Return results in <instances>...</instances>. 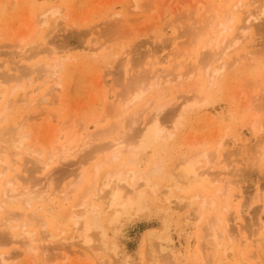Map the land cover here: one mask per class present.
Instances as JSON below:
<instances>
[{
	"label": "rangeland",
	"instance_id": "obj_1",
	"mask_svg": "<svg viewBox=\"0 0 264 264\" xmlns=\"http://www.w3.org/2000/svg\"><path fill=\"white\" fill-rule=\"evenodd\" d=\"M261 5L264 6V0H0V106L11 101L0 131L10 129L17 136L22 135L25 145L39 150L42 159L61 144L81 145L86 133L95 137V142L84 151L45 170L31 158L21 156L16 160L0 147V154L4 153L1 158L13 166L4 176L0 175V194L3 181L13 178L19 191L48 183L46 190L51 194L50 198L30 206L22 201L9 203L0 213V225L3 224L0 240H7L0 241V253L14 257L12 264H150L152 256L159 264H175L177 258L182 264H216L221 260L222 264H264L259 257L264 246L258 242L264 233V143L258 149L253 146L254 136L264 140V18L253 23L238 48L221 55L224 47L240 35L247 13H255ZM51 10L57 13L50 15ZM42 13L46 15L45 25L40 22ZM213 52L217 53L215 60L221 56L226 68L210 85L207 68L219 66V62L207 63ZM45 64L62 67L55 80L61 85L55 90L59 100L48 97L53 100L49 105L18 103L24 95L36 101L51 86L42 85L44 80L36 73L26 76L28 70ZM178 65L182 72L184 66L196 69L198 81L186 103L183 98L190 84L188 80L179 86L156 87L145 93L141 102L125 109V101L138 87H143L144 78L155 70ZM17 86L20 89L14 90L11 97ZM148 99L152 101L146 113L130 126L131 113ZM13 100L17 104L13 105ZM196 101L199 105L190 106ZM166 102L168 106L158 115L162 137L153 140L149 147L138 149L141 123L153 115L156 106ZM44 110L50 118L55 120L56 116V121L48 119ZM253 124L254 135L249 145L253 148L244 152L235 149L233 140L240 134L250 137L249 128ZM112 130L110 137L103 139L106 133L102 132ZM115 138L124 139L119 159L109 157L96 183L104 172L118 164L146 171L158 163L162 168L155 181L162 186L155 195L145 189L133 205L113 219H105L101 223L104 239L100 229L91 230L89 238L94 254L83 257L79 251L86 249L78 243L71 216L80 213L78 205L93 184L92 170L103 159L102 153L92 156L89 151ZM201 152L213 154L207 171L211 180L185 176L178 166L182 156L188 158ZM203 164L198 169L206 171ZM226 178L232 180L229 194L232 207L227 213L231 215L239 204V192L247 208L241 222H237L220 210L223 197H215L217 212L229 216L236 239L232 243L220 239L221 247L214 255L207 242L198 239L204 234L201 231L205 219L212 218L216 209L207 208L202 219L194 218L185 224L183 217L193 212L183 205L194 194L215 195L218 188H223L219 180ZM164 187L173 189L180 198L170 199L169 211L163 201L168 195ZM61 192L68 193L66 199ZM93 200L102 205L100 200ZM4 214L9 218L8 226L4 225ZM21 230L44 237L40 242L44 245L36 243V246L46 248L43 252L47 255L41 249L35 255L28 254L21 247L23 241L18 240L19 236L17 240L11 239L12 234ZM48 232L57 235L56 240L46 237ZM241 236L250 239L248 245L239 243ZM169 241L173 252H160V245ZM240 252H244V262L240 261ZM95 253L97 256L93 257ZM191 254L196 260L191 259L194 258Z\"/></svg>",
	"mask_w": 264,
	"mask_h": 264
},
{
	"label": "bare ground",
	"instance_id": "obj_2",
	"mask_svg": "<svg viewBox=\"0 0 264 264\" xmlns=\"http://www.w3.org/2000/svg\"><path fill=\"white\" fill-rule=\"evenodd\" d=\"M262 6L263 5H261V8L259 7V9L257 11H255V13H253V14L247 13V16L244 20L245 25H242V28H243V26H244V28L243 29L240 28L242 30H240L241 31L240 35L237 36L236 39H233L232 42L229 45H227L226 47H224L222 44V46L224 47L223 51L221 52L222 56H226L227 54H229V51H231V49L233 50V49L238 48L239 44L241 42V38H243L245 33L252 27L253 23L256 24V22H258V20L260 18H264V6L263 7ZM240 7L242 8L243 6H240ZM54 13H57V11L51 10L49 12L50 15H53ZM40 17L43 19L41 21L40 20L39 21L43 25H45L47 23L45 13L40 14ZM226 29L227 28L225 27L223 31H226ZM209 45H210V42L207 45L208 49H209ZM204 47H206V46H204ZM216 55H217V53L213 52V54L211 56H209L210 60H208L209 58L207 59V61H208L207 63L219 62L218 63L219 66H217L218 68H212V69H210L211 67L207 68L206 76L208 77L210 85H213L214 79H217L218 77H220L224 73L225 68H226V64L224 63L222 58H220L221 56L219 58L217 57V60H215L214 57H216ZM38 67H39V69L36 67L37 70L35 69V67L33 69L31 68L32 69V70L30 69L31 71L28 70L26 76L36 73L38 76L40 75V77L44 80L42 85L43 84L47 85L49 83L51 86L42 95V97H40L36 101L30 100L27 95H24L22 97V99H20L18 102L24 106L29 104V103H31L32 105H36L38 102L43 103V104L45 103V104L49 105L50 102L53 100H49L48 97H51L52 99H56L55 97H57L59 100V96H56L58 93L55 90H56V88H58V89L61 88L60 87L61 85H60L59 80H57V81H55V80L57 79L58 72L61 70L62 67L58 66L56 64H45V65H40ZM179 67H180L179 65L175 66L176 69ZM186 67L187 66H184L185 71H183V72L181 70L177 69L179 71H177V73L175 75H174V72H176V70L174 67H173L174 71L172 68H165V69L155 70L154 72H152L149 77L144 78L145 80L143 79V81L145 82L143 84V87H138L137 92H135L131 98L127 99V101H125V106H124L125 109L127 110L129 106H132V105H135V104L141 102L145 93L151 91L152 89H154L156 87H159L162 85H171V84L179 86L181 84H184L188 80L190 82V84L186 87V90L184 93L186 96H184V98H183V102L186 103V101L188 99H190V97H188V96L192 93L193 87L198 81L197 77L195 76L196 69L194 67H191V66L188 69H186ZM16 89H20V87L17 86V87H15V89H12L13 92L11 91L12 92L10 94L11 97L14 93V90H16ZM55 93H57V94L55 95ZM58 100H55V101H58ZM13 101H12L13 105L17 104L16 101H14V102ZM151 101H152V99H148L138 110L133 111L131 113V117L129 118V122H128L130 126L136 124V122H137L136 120L142 115V113L145 110L147 111V109L149 107V103ZM10 102L11 101H8L4 105L0 106V123L3 122L5 119V113L10 108ZM171 103H173V102H171ZM174 103H175V101H174ZM123 105H124V103H123ZM170 105H172V104H169V106ZM195 105H199V103L196 101V102H193L192 104H190V106H195ZM167 106H168L167 102L156 106L154 108L153 115L147 119H144V121L141 123L142 128L138 132V140H137L138 141V149H145V148L150 146V144L152 143L153 140H158V139L160 140V138L162 137V134H161L160 128L158 127V115ZM146 111H145V113H146ZM44 112H45V110H44ZM45 113H46V116H49L48 119L51 120L52 118H54V117L50 118L49 113L48 114H47V112H45ZM40 118H41V116H40ZM56 118L57 117L55 116V120L54 119H52V120L56 121ZM58 122H59V120H58ZM48 123H50V122H48ZM19 125H20V123H19ZM21 125H23V124L21 123ZM118 128L119 127L115 128V129H117L116 131H118ZM87 129H85V130L87 131ZM249 129L251 130L249 133L250 137H246L245 135L240 134V136L237 139L233 140L234 143L233 142L232 143H233V145H235V149H236V147H238L239 151L241 149V151L244 152V151H249L251 148H253L252 146L249 147V145L252 143L251 137H253V135H254V132H253L254 131V124L251 125ZM109 130H111V129H109ZM114 130H112L111 132H102V133H106L105 135H103V139L109 138L110 135L114 132ZM84 137L85 138L82 140L83 142L81 145H75V146H71L69 144L59 145V147H57L55 149V152L53 154H51L46 159H42V156H41V153L39 152V150H33V149H31V147L25 145L24 137L22 135L17 136L10 129L0 131V147L1 148L4 147L3 148L4 151L10 152L11 156H13L16 160L18 158H20L21 156H23L24 159H26L27 157L31 158L32 160H34V162H35L34 164H36L38 167H40V164H41V167H40L41 170L42 169L45 170L50 165L61 164L63 162H67L70 158L79 154V152L84 151L86 148L90 147L93 142H95L94 141L95 137L93 136L92 133H90V134L86 133ZM103 139H101V140H103ZM253 139L255 140V142H254L255 145H253V146L257 149L259 148L260 144L264 143L263 142L264 140H262L261 138H256L254 136ZM70 141L71 140H69V142ZM123 141H124V139H122V138H115V139H112L110 143H108L106 145H102V146L99 145L98 147L95 146V148H93V150L89 151V153H91L92 156H93V154L96 155L98 153H102L103 159H101L94 166V168L92 170L93 184H92V187L86 191V195H84L83 201L78 205V207H81L80 213L74 214L71 216V219L73 221V225L76 228V231H74V232H77V234H78L77 235L78 239H79L78 243H81L83 245V247L86 249V251L79 249V250H82L83 252L77 250V251H79V253L84 255L83 257L87 256L88 253L94 254L93 253L94 250L92 249L93 247L90 246L91 245L90 244L91 234H89V232L91 230L96 231V229H100L101 230V239H104L106 234L104 232L105 230L104 231L102 230L103 228H102L101 223L105 219H107V220L113 219L114 217H116V215H118L123 210H125L126 207L133 205V203L135 201L134 199L135 198L137 200L140 199L145 189H147L148 192L155 195V194L159 193V191H160L159 188L162 186L159 182L155 181V178L161 173V168H162V167H160L161 164H158V163H156V164L154 163V165H152L146 171H141L136 167H134L132 169L131 168H124V167H121L120 164H118V165L114 166L113 169L104 172L101 175L98 182L96 183V179L101 172V168L109 162V157H111L112 160L118 161L120 151L124 147ZM1 154H4V153L2 152ZM1 154H0V166L3 169L1 168L0 175H3L6 171H9L10 168H12L13 166L10 165V161L3 160L1 158ZM109 154H110V156H109ZM86 155H88V154H86ZM212 155H209L206 152H201V153H197V154L195 153L194 155H192L188 158L186 157V155H184L186 158L182 156V158L179 160L178 166H180V170L183 173V175H185V176L200 177V178L202 177V178H206V179L211 180V177L207 171L210 169L209 166L213 161L212 158H210V160L212 159L211 162L209 160V157H212ZM224 155H226V154H224ZM23 157H21V158H23ZM263 157H264V154H263ZM213 158H215V157H213ZM86 159L84 158V160H86ZM128 160H129V163L132 162L131 159H128ZM203 162H205V164H203V168H206L205 169L206 171H201L200 169H198V166ZM221 162H222V160H221ZM213 164H215V162ZM213 167H214V165H213ZM226 167L228 168V166H226ZM226 167H223V168L227 169ZM229 172H231V170ZM218 178H219V176H218ZM228 178L219 180V183L221 184V186L223 185L222 186L223 188H221V189L215 188V189H217L216 192L214 191L215 195L206 196L207 194L203 195L202 193H199V194L193 193L194 195H192L188 199H186V201L183 205L184 207L190 209L191 210V211L189 210L190 212H193V214L188 212L183 217V222L185 224H187L191 219H194V218L202 219L203 218V211L205 209L207 210V208H209L211 210L216 209L215 210L216 213H214L215 214L214 216L212 215L213 216L212 218L209 216L210 219H205V228L203 229L204 231H201L204 234H203L202 238L199 236L200 238L198 239V240H200V239L205 240L207 242L208 247L211 248V252H213L214 255L216 254V253H214V251L217 248L221 247V243L219 242L220 239H224V240L226 239L227 241H229L231 243L233 242L234 239H236L235 238L236 236L233 233V229L230 226L231 222L229 220L230 219L229 216H232V218H233L232 220H235L237 222H241L242 214L244 213V210L247 208L246 200H245L243 194L241 192H239V201H240L239 204L236 206L234 211L230 212V213H232L231 215H229L227 213L229 211V209L232 207V205H231L232 196L230 197V195H229L231 192L232 180L230 181V179L228 180ZM15 179L17 181V178H15ZM213 181H215V180H213ZM15 183L16 182H14V178L13 179H7V180L3 181V187H2L3 191L0 194V213L2 211H4L5 208H7V205L9 203L22 201L27 206H30L35 201H42V200H45L47 198H50V196H51V194L46 190L48 188V186H50L48 183H46V184H48L47 186H45L46 184L45 185L41 184V185H38L37 187L33 186V188L31 187V189L26 188V190L24 189L23 191H19L18 187ZM94 184H96V186ZM209 184H211V183H209ZM217 184H218V182H217ZM233 185H234V182H233ZM41 186H42V188H41ZM38 187L41 189H39ZM165 189H167L168 195L164 197L163 201L166 204V207H167L166 209L169 211L170 210L169 205L171 204L170 199L171 198L180 199V198L178 196L174 195V193H173L174 190L171 189L170 187H166ZM61 194H62L63 199H66L68 196L67 192H61ZM237 194H236V196H237ZM217 195H219L220 197H223L222 198L223 204H222L220 210L222 211V213H226L229 216H225L226 215L225 214L224 215L225 217H224L223 214L221 216V213L217 212L218 211L217 208H219L218 207V200H216V198H215ZM220 197H218V198H220ZM260 197H261V194H260V191L258 190L257 194H256V198L259 199ZM262 198L260 200L261 205H262ZM93 199H96V201H98V202L100 200L101 201L100 204H102V205L99 206L98 204H95ZM180 201H182V199ZM260 201H258V202H260ZM4 215L5 216H3L4 218H2V219L5 223L4 225H7L9 218L6 214H4ZM2 225H0V227ZM41 227L44 228L45 224L42 225ZM8 230H10V229H8ZM11 231H12V229H11ZM240 233H241L240 230H238L237 231L238 236L240 235ZM62 235H64V234H62ZM18 236H19L18 240H20V238H21V240L23 241V242H21V244H22L21 247H23L24 251H26V253L28 252V254H32V255L34 254L35 255V254H37L38 251L41 252V250H42V252H43L46 249V248L44 250L41 249V247L44 244L41 246L40 242L42 241L41 239L44 237H41V238L40 237H34L33 233L25 231V230H21L20 233L17 235L12 234L11 239L17 240ZM45 236L46 237L48 236L49 238L53 239L57 235H54V234L48 232L47 235H45ZM76 239H77V237H76ZM240 239L241 240L239 241V243L243 244V245H248L250 242V239L248 240L246 237L241 236ZM54 240H56V238ZM0 241L5 242L7 240H0ZM43 241H44V239H43ZM47 241H45V242H47ZM206 242H205V244H206ZM258 242L261 243L262 246H264V233L261 235V239H259ZM36 243H40L41 247L39 246L40 247L39 248L38 246H36L37 245ZM82 245H81V248H82ZM102 245L107 250V246L103 241H102ZM248 249H250V248H248ZM61 250H63V249H61ZM197 250L198 249H196V252H198ZM223 250L226 251V248H223ZM245 251H246V249H245ZM160 252H166L169 254L173 252V246L170 243V241L164 242L162 245H160ZM244 252H240V261H242V262L245 261V259H244L245 257L243 258ZM43 253L45 255V252H43ZM43 253H39V254H43ZM263 253L264 252H262L263 256L261 254L259 255V257L261 256L260 259L262 261H264V254ZM193 254H194V252H193ZM193 254L190 255V256L194 257L191 259L196 260L195 259L196 256ZM198 255H199V252H198ZM214 255L210 254L211 257H214ZM45 256H43V257H45ZM95 256H97L96 253H95V255H93V257H95ZM259 257H258V259H259ZM13 258L11 256H9L8 253L7 254L0 253V264H12L11 260ZM151 258L152 259L150 260V264H159V261L155 256H152ZM62 259H66V258L62 257ZM221 261L224 262V260H221ZM221 261H218L216 264H222ZM175 264H182V262L177 258V261H175Z\"/></svg>",
	"mask_w": 264,
	"mask_h": 264
}]
</instances>
